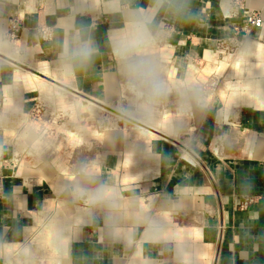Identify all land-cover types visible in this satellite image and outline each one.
Listing matches in <instances>:
<instances>
[{
    "label": "crops",
    "instance_id": "1",
    "mask_svg": "<svg viewBox=\"0 0 264 264\" xmlns=\"http://www.w3.org/2000/svg\"><path fill=\"white\" fill-rule=\"evenodd\" d=\"M44 1L0 0V264H264V23L232 53L217 41L246 17L230 0H179L178 16L156 0H52L45 15ZM245 11L264 19V0ZM146 12L164 77L195 85L186 115L176 91L130 115L114 40ZM78 35L98 52L67 70Z\"/></svg>",
    "mask_w": 264,
    "mask_h": 264
},
{
    "label": "clouds",
    "instance_id": "2",
    "mask_svg": "<svg viewBox=\"0 0 264 264\" xmlns=\"http://www.w3.org/2000/svg\"><path fill=\"white\" fill-rule=\"evenodd\" d=\"M182 6L179 0H156L154 12L164 10L179 15ZM152 13H130L128 31L114 40V51L120 65V71L126 80V91L130 93L131 102L136 112L134 116L148 118L156 113L163 100L172 91H176L182 100L178 115L188 114L194 89L192 84H174L163 75L164 69L153 56L151 47L154 38L148 31L147 24ZM97 48L90 38L76 36L67 43L60 54L62 66L67 70L85 69L97 55Z\"/></svg>",
    "mask_w": 264,
    "mask_h": 264
},
{
    "label": "built area",
    "instance_id": "3",
    "mask_svg": "<svg viewBox=\"0 0 264 264\" xmlns=\"http://www.w3.org/2000/svg\"><path fill=\"white\" fill-rule=\"evenodd\" d=\"M44 5L41 7V11L44 12L45 15L53 13V5L52 0H45ZM246 4L247 0H230V7L233 10V13L235 15L238 14L240 10H243L246 17V22L244 24V28H235L234 36L227 39H221L217 41V46L220 50L226 51V52H236L240 47L244 45L246 40L251 37L254 30L261 28L264 19L262 16V13L260 11H252L248 12L246 10ZM23 30V19L19 16H12L8 18V37L11 40L17 39ZM165 33V35H168V33L174 32L175 28L173 26H165L162 29ZM39 34L41 35V38L44 40H51L54 36V28L47 25V24H41L38 28ZM3 91L0 87V112L3 108ZM43 108L40 106H37L34 110V112H41ZM4 192V176L0 173V195H2ZM255 202V199L253 197L246 196L242 198L240 202V209L244 210L247 209L251 204Z\"/></svg>",
    "mask_w": 264,
    "mask_h": 264
},
{
    "label": "rangeland",
    "instance_id": "4",
    "mask_svg": "<svg viewBox=\"0 0 264 264\" xmlns=\"http://www.w3.org/2000/svg\"><path fill=\"white\" fill-rule=\"evenodd\" d=\"M129 96H125V102L126 103H128V101H129ZM126 99H128V100H126ZM45 104H51V103H45ZM90 105V104H89ZM48 106H50V105H48ZM112 107H114V108H116L117 110H120V111H123V110H121L120 109V107H119V105H117V104H113V105H111ZM47 107V106H46ZM46 110V109H45ZM45 110L44 109H42V111L41 112H35V115L37 116V117H40V116H42L43 114H44V112H45ZM112 111V110H111ZM112 112H114V111H112ZM119 112V111H118ZM100 113H101V110L100 109H98V120H99V122H102V123H107V122H105V118H102V117H100ZM114 114H116V115H121V114H118L117 113V111L116 112H114ZM110 116H112V117H114V115H111L110 114ZM108 118V117H107ZM110 118V117H109ZM114 119V118H113ZM109 121V119H106V121ZM93 122H95V120L93 121ZM116 125V124H115ZM118 125V124H117ZM103 126V125H102ZM106 126V125H105ZM129 126H131L132 127V125L130 124ZM97 127H100L99 126V124H97ZM110 127H112L111 125H110Z\"/></svg>",
    "mask_w": 264,
    "mask_h": 264
},
{
    "label": "bare ground",
    "instance_id": "5",
    "mask_svg": "<svg viewBox=\"0 0 264 264\" xmlns=\"http://www.w3.org/2000/svg\"><path fill=\"white\" fill-rule=\"evenodd\" d=\"M102 110H104V112H107V110L105 108H103ZM107 114V113H106Z\"/></svg>",
    "mask_w": 264,
    "mask_h": 264
}]
</instances>
